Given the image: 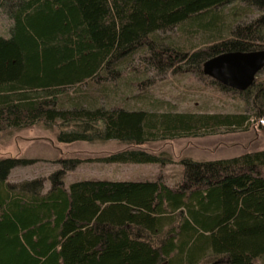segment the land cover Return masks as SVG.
<instances>
[{"label": "trees", "instance_id": "obj_1", "mask_svg": "<svg viewBox=\"0 0 264 264\" xmlns=\"http://www.w3.org/2000/svg\"><path fill=\"white\" fill-rule=\"evenodd\" d=\"M0 12L12 21L0 37V133L56 127L61 143L122 146L93 160L162 169L153 180L67 186L81 162L67 159L47 188L10 181L32 161L1 160L0 264H264V149L211 161L147 149L264 129V70L236 91L253 98L252 114L127 105L132 85L157 82L149 70L204 75L222 54L263 51L264 0H0ZM175 164L178 179L164 172Z\"/></svg>", "mask_w": 264, "mask_h": 264}, {"label": "rangeland", "instance_id": "obj_2", "mask_svg": "<svg viewBox=\"0 0 264 264\" xmlns=\"http://www.w3.org/2000/svg\"><path fill=\"white\" fill-rule=\"evenodd\" d=\"M11 26L12 21L9 17L0 12V37H9ZM142 71L147 70L142 68ZM147 76L150 78L157 77V82L149 91H141L140 86L132 85L131 88H134L131 95H134L127 104L130 107H141L148 110L153 106L160 105L153 101L159 99L160 101L165 100L175 103L178 110L194 111L200 109L210 111V113H244L246 111L252 114L255 112L253 110V98L248 105L236 91H223L213 82L215 80L205 74L199 75L192 71L177 74L168 72L159 77L154 71L149 70ZM132 80L134 81L135 78H127L119 83L121 85L119 92L125 94L129 91L127 88L129 87L128 82ZM60 134H62V131L56 127L52 130V128L46 126H36L24 130L7 129L1 132L0 161L8 158L32 161L31 164L13 169L10 181L16 183L42 178L48 188L50 183L46 180L53 172L62 168L61 162L76 158L81 159V162L78 164V168L67 172L65 176L67 186L80 180L90 179L111 181L153 180L159 174H162V169L152 166L137 167L136 164L131 163L128 165L105 164L95 161L93 159L105 157L121 150L122 146L116 143L91 145L80 142L66 144L59 141ZM149 147L147 148L149 151H167L177 161L185 157L196 161H211L264 149V129L252 127L248 131H239L238 133L183 138L155 143ZM88 159L93 161L87 162ZM169 168L170 172L167 169L164 172L178 179L179 174L177 173L181 170L179 165H171ZM168 184L173 185L174 182L169 181Z\"/></svg>", "mask_w": 264, "mask_h": 264}, {"label": "water", "instance_id": "obj_3", "mask_svg": "<svg viewBox=\"0 0 264 264\" xmlns=\"http://www.w3.org/2000/svg\"><path fill=\"white\" fill-rule=\"evenodd\" d=\"M264 70V50L222 54L204 64V74L224 87L245 92Z\"/></svg>", "mask_w": 264, "mask_h": 264}, {"label": "crops", "instance_id": "obj_4", "mask_svg": "<svg viewBox=\"0 0 264 264\" xmlns=\"http://www.w3.org/2000/svg\"><path fill=\"white\" fill-rule=\"evenodd\" d=\"M77 143H80V142H77ZM84 143H86V142H84ZM71 144H73V143H71ZM87 144H91V143H87ZM92 145V144H91ZM121 146V145H120ZM229 158V157H228ZM217 159H223V158H217ZM217 159H213V160H217ZM67 160V159H66ZM95 161H97V160H95ZM88 162V161H87ZM98 164H100V163H98ZM105 164H108V163H105ZM112 164H117V163H112ZM126 165H128V164H126ZM136 166L138 167V166H146V167H148V166H152V167H157L158 169L160 168L159 166H157V165H148V164H136ZM79 167V166H78ZM78 167H76V168H78ZM82 167V166H81ZM80 167V168H81ZM61 168H59L58 170H60ZM161 169V168H160ZM166 169L170 172V168H169V166L168 167H166ZM72 170H74V169H72ZM71 170V171H72ZM57 171V170H56ZM68 171H70V170H68ZM67 171V172H68ZM67 174V173H66ZM66 176V175H65ZM90 180H94V179H90ZM97 180V179H96ZM98 180H103V179H98Z\"/></svg>", "mask_w": 264, "mask_h": 264}, {"label": "built area", "instance_id": "obj_5", "mask_svg": "<svg viewBox=\"0 0 264 264\" xmlns=\"http://www.w3.org/2000/svg\"><path fill=\"white\" fill-rule=\"evenodd\" d=\"M260 124L264 125V119L260 120Z\"/></svg>", "mask_w": 264, "mask_h": 264}, {"label": "bare ground", "instance_id": "obj_6", "mask_svg": "<svg viewBox=\"0 0 264 264\" xmlns=\"http://www.w3.org/2000/svg\"><path fill=\"white\" fill-rule=\"evenodd\" d=\"M260 126V125H259ZM256 127V126H255Z\"/></svg>", "mask_w": 264, "mask_h": 264}]
</instances>
